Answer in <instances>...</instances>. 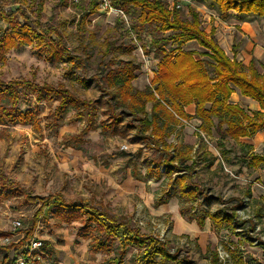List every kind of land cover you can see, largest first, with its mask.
I'll return each mask as SVG.
<instances>
[{
    "label": "rangeland",
    "instance_id": "obj_1",
    "mask_svg": "<svg viewBox=\"0 0 264 264\" xmlns=\"http://www.w3.org/2000/svg\"><path fill=\"white\" fill-rule=\"evenodd\" d=\"M165 1L169 8L178 6L184 21L190 20L188 10L194 8L203 30L207 34L213 31L228 57L235 55L245 66L251 60L264 65V16L228 11L222 17L215 0ZM37 2L0 0V9L9 12L21 8L34 20ZM86 7V2L82 1L75 4L71 0H44L39 18L41 25H51L61 33L66 52L75 58L74 61L65 55L55 59L33 45L11 49L5 62L0 64V80L8 82L22 78L37 85L63 86L77 97L93 101V127L79 144L82 157L90 164L74 161L72 156L75 144L72 136L87 123L84 108L67 106L56 117L58 102L54 96L37 102L35 94L22 89L19 108L33 111L40 131L31 126H0V162L9 178L18 179L24 186L23 176L30 171L24 165L39 160L30 150H41L45 146L43 150L47 155L40 160L45 161L44 170L54 173V180L33 184L32 195L62 192L67 200H90L109 212L131 219L142 234L168 242L172 252L179 251L180 257L187 256L192 264H209L211 251H216L220 264H264V244H261L264 242V166L248 168L247 163L239 159L251 150L249 141L226 140L219 146L213 130L208 136L197 130L195 122L183 124L172 132L166 142L173 146L174 152L189 151L193 160L192 182L198 187L195 201L180 198L179 187L173 184L174 178L181 177L184 172L174 171L166 176L163 167H159L158 173L154 167V177H148L147 170L153 168L151 160L155 151L146 145L147 140L137 139L129 129L128 114L124 113L123 127L118 133L111 135L110 131L103 130L105 125L102 127V124L108 116V95L101 92L95 78L103 75L98 69L101 62L105 64L112 58L111 68L118 66L120 61L131 62L138 67L132 84L143 90L151 83L157 63L149 47L150 35L141 33L139 38L128 35L124 32L129 26L128 17L120 29L114 14L107 16L97 12L84 20L79 31V18ZM0 26L8 28L4 22H0ZM106 40L115 42L118 49L103 58ZM145 50L150 54L145 55ZM183 50L194 51L196 58L205 62L208 74H213L208 65L210 60L197 43H187ZM78 112L83 113L81 118ZM60 160L68 162L63 170L59 167ZM37 207L27 204L18 192L8 200L0 199V247L22 240ZM222 210L228 214L234 212L243 225L231 230L226 224L208 217L202 228L196 222L199 216ZM46 216L47 220L40 221L33 234L42 242V249L37 252L41 258L35 264H116L112 262L117 256L116 243L108 252L91 251L90 239L77 233L79 223H66L47 211ZM14 222H20L15 232L12 231ZM6 238L8 242H4ZM132 254L127 252L120 264H129ZM20 255V250L15 254L11 251L9 258Z\"/></svg>",
    "mask_w": 264,
    "mask_h": 264
},
{
    "label": "trees",
    "instance_id": "obj_2",
    "mask_svg": "<svg viewBox=\"0 0 264 264\" xmlns=\"http://www.w3.org/2000/svg\"><path fill=\"white\" fill-rule=\"evenodd\" d=\"M85 1H88V12L84 10L79 18V31L83 28L87 15L94 13L97 8L95 1L82 2ZM215 2L222 17L228 11L264 16V0ZM43 4L44 0H38L34 20L21 8L9 12L0 9V22L8 25V28L0 26V64L5 62L6 54L11 49L30 45L38 47L40 51L55 59L65 55L70 61L75 60L66 52L61 33L51 25L40 24ZM112 6L129 18L125 33L136 38H139L141 33L150 35L149 47L157 58V63L151 83L143 90H138L132 85L137 66L131 62L120 61L118 66L111 68L112 59L106 64L101 62L102 65H99L98 69L103 75L97 77L98 87L108 95L115 123L122 120L124 113L128 114L129 129L135 131L137 139L147 140L146 145L155 151L151 160L153 168L147 170L148 177L154 172V167L157 173L159 167H163L166 176L174 174V171L184 172L181 177L174 178L173 184L178 185L180 198L195 201L198 187L192 182L193 160L189 151L174 152L173 146L166 142L173 131L169 124L176 126L181 120H195L198 122V131L209 136L213 130L218 136L219 146H223L226 140L236 142L242 138L253 137L264 129V65L251 60L248 66H245L236 60L235 55L228 57L217 43L213 31L207 34L203 30L199 14L194 8L188 10L190 20L184 21L179 10L169 9L165 0H113ZM116 24L123 29L122 20H118ZM190 42L197 43L205 51L203 55L210 60L208 65L212 68V75L208 74L205 62L196 58L194 51L183 50V46ZM105 44L103 58L118 49L115 42L106 40ZM143 53L149 55L150 51L145 50ZM22 89L35 94L37 102L54 96L58 102L54 112L56 117L67 106L87 110L92 105V102L80 100L61 86L37 85L22 78L8 82L0 80V126L39 128V121L33 111L19 108V91ZM110 90L113 92H108ZM235 92L257 102L260 110L249 114L239 105L232 104L230 97ZM148 104L149 113L146 111ZM191 104L195 106L194 114L188 115L184 108ZM116 109L120 110L114 114ZM77 116L81 118L82 113ZM87 116L86 126L78 135L72 136L75 141L72 147L78 150L81 149V139L92 127V116ZM239 159L245 161L248 168L264 165V155L250 151ZM189 161L191 164L188 166ZM14 192L20 193L28 204H39V208L33 213L22 240L15 244L16 246L7 244L0 247V264H10L14 261L16 257L9 258L11 251L15 254L20 250L21 254H24V245L33 237L37 224L47 220L46 211L66 223H79L77 233H82V237L90 239V249L94 252H108L116 243L117 256L112 259L116 264L122 263V257L130 251L133 254L129 264H192L187 256L180 257L179 251L172 252L168 242L151 234H142L131 219L112 214L101 205L86 199L66 200L58 194L47 197L31 196L26 189L9 178L0 165V199L8 200ZM206 217L216 223L226 224L231 230L244 223L234 212L228 214L222 210L205 217L199 216L196 222L200 228L203 227ZM209 264H220L216 251L210 252Z\"/></svg>",
    "mask_w": 264,
    "mask_h": 264
},
{
    "label": "crops",
    "instance_id": "obj_3",
    "mask_svg": "<svg viewBox=\"0 0 264 264\" xmlns=\"http://www.w3.org/2000/svg\"><path fill=\"white\" fill-rule=\"evenodd\" d=\"M86 2V4L88 5V1H85ZM85 11H87L88 12V7H86L85 8ZM97 12V14H102V13H100L99 11H98V8H96V10H95V12L94 13H96ZM94 13H92V14H94ZM89 15H91V14H88L87 15V17L89 16ZM106 15V14H105ZM108 16V15H107ZM86 17V18H87ZM93 20H95V19H93ZM92 20V21H93ZM118 20H120L119 18H117L116 19V22L118 21ZM121 21V20H120ZM112 54H113V52H112ZM111 54V55H112ZM111 55H109V56H111ZM154 55V54H153ZM234 56V55H233ZM252 58V57H251ZM250 58V59H251ZM110 59H112V58H110ZM106 64V63H105ZM96 79V82H97V85H98V80H97V77L95 78ZM48 85V84H47ZM133 85V84H132ZM61 87H63V86H61ZM64 88V87H63ZM66 89V88H65ZM68 90V89H67ZM139 90V89H138ZM71 92V91H70ZM72 93V92H71ZM74 94V93H73ZM75 95V94H74ZM76 96V95H75ZM77 97V96H76ZM77 98H79V97H77ZM80 100H82V101H86V102H92V105L87 109V110H85L86 112H87V115H89V114H91V116H92V118H93V113H92V108H93V106H94V103H93V101H89V100H83V99H81V98H79ZM107 102H108V100H107ZM230 102L232 103V104H237V105H239L240 107H242V108H244L249 114L251 113V112H253V111H258V110H260V108H259V105H258V103L257 102H255V101H253V100H251V99H249V98H246V97H242V96H240L239 94H238V92H235V93H233L232 95H231V97H230ZM194 110H195V106L193 105V104H191V105H188V106H186L185 108H184V112L186 113V114H188V115H193L194 114ZM146 111L149 113L150 112V106H149V110H148V108H147V106H146ZM78 113H82V112H78ZM77 113V114H78ZM115 113H117L116 111H114V114ZM82 116H83V113H82ZM88 117V116H87ZM106 120V122L104 123V124H102V127H103V125H105V127L103 128V130L106 132V131H110V133H111V135L113 134V133H118L117 132V130H120L122 127H123V123H122V120L121 121H119L118 123H115V121H114V119H113V117H112V113H111V109H110V104H109V102H108V116L105 118ZM86 122H87V118H86ZM191 122H195V123H197V125H198V122L197 121H195V120H192V121H189V122H186V121H184V120H181V123L179 124V125H172V124H169V126H170V129H172L173 131L172 132H175L176 131V128H178V127H180L181 125H183V124H189V123H191ZM86 126V125H85ZM92 127H93V123H92ZM92 127H91V129H92ZM35 129V128H34ZM35 130H38V131H40V127L38 128V129H35ZM132 130V129H131ZM82 131V130H81ZM132 131H134V130H132ZM80 133V132H79ZM78 133V134H79ZM78 134H74V135H78ZM134 135H135V131H134ZM172 135V134H171ZM170 135V136H171ZM239 140H241V141H249V145H250V152H253V153H256V154H261V152H264V129H261L260 131H258L253 137H251V138H242V139H239ZM62 147V149H63V146H61ZM68 147V146H67ZM45 148V146H42V148H41V150L39 149V148H33L32 150H30V153H35L36 155H38V157H39V160L37 161V160H35V162H29L28 163V165L26 164V165H24V168H29V172H28V174H26V175H24L23 176V185L24 186H22L21 184H20V182H19V180L18 179H13L15 182H17L19 185H21L24 189H26L29 193H30V195L31 196H36V197H47V196H49V195H61L64 199H66L65 197H64V195H63V193L62 192H55V193H48L46 196H39V195H32V193H31V188H32V185L33 184H35L36 182H42V181H44V180H46V181H49V180H54V173L53 172H50V171H48V170H44L43 169V165H44V160H40V159H43L44 158V156H46L47 155V153H46V151L45 150H43ZM73 148V147H72ZM74 151H73V153H72V156L74 157V161H80V162H82V161H87V164L89 165L90 164V162H89V160L88 159H86V158H83L82 157V154L80 153V150H78V149H73ZM189 150V149H188ZM65 152V151H64ZM35 155V156H36ZM261 155H264V154H261ZM71 160L73 161V158H71ZM190 162V161H189ZM65 163V164H64ZM188 163V162H187ZM67 164H68V162L67 161H64V160H60V164H59V167H60V169L61 170H63V167H64V165L65 166H67ZM190 164H191V162H190ZM190 164H187L188 166L190 165ZM0 165L2 166V164H1V162H0ZM46 165H48V163H46ZM260 166H264V165H260ZM254 169V168H253ZM32 170H33V172H32ZM63 175V172L60 174V178H62L61 176ZM61 182L63 183V181L61 180ZM83 199V198H82ZM67 200V199H66ZM73 200H75V199H73ZM90 201V200H89ZM28 204V203H27ZM30 205H37L38 207H37V209L39 208V204H30ZM36 209V210H37ZM35 210V211H36ZM108 211V210H107ZM109 212V211H108ZM110 213H112V212H110ZM112 214H114V213H112ZM115 215H117V214H115ZM117 216H123V215H117ZM45 222V221H44ZM80 226V225H79ZM137 226V225H136ZM140 229V228H139ZM78 230V229H77ZM82 238H84V237H82ZM87 239V238H86ZM89 248H90V243H89ZM91 250V249H90ZM92 251V250H91Z\"/></svg>",
    "mask_w": 264,
    "mask_h": 264
},
{
    "label": "built area",
    "instance_id": "obj_4",
    "mask_svg": "<svg viewBox=\"0 0 264 264\" xmlns=\"http://www.w3.org/2000/svg\"><path fill=\"white\" fill-rule=\"evenodd\" d=\"M73 3L77 4L83 0H71ZM95 1L98 11L102 14H114L117 18L122 20L123 22L127 23V17L123 14V12L119 9H116L112 6L113 0H93ZM176 8L178 6L171 5L169 9ZM20 227V222H14L12 231L18 230ZM9 239L6 238L4 242H8ZM24 254H21L19 257H16L14 261L10 264H35L38 259L41 258V255L38 254L42 249V242L41 240L33 235V237L28 240V242L24 245Z\"/></svg>",
    "mask_w": 264,
    "mask_h": 264
}]
</instances>
